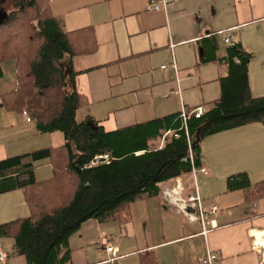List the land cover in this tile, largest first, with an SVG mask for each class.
Returning a JSON list of instances; mask_svg holds the SVG:
<instances>
[{"label": "crops", "instance_id": "1", "mask_svg": "<svg viewBox=\"0 0 264 264\" xmlns=\"http://www.w3.org/2000/svg\"><path fill=\"white\" fill-rule=\"evenodd\" d=\"M162 1L167 8L147 10ZM49 8L64 33L84 32L95 45L92 54L68 61L74 90L87 101L77 123L91 118L112 132L182 112L206 113L221 100L231 64L239 65L230 57L235 47L246 58L250 98L264 99V0H56ZM57 133H39L25 112L6 109L0 99V162L62 145ZM150 145L160 148L163 139ZM198 159L206 174L159 185L157 196L129 205L128 221L83 222L61 248L68 253L64 264H111L102 240L114 248L113 264H201L209 253L217 264H264V125L205 137ZM32 172L35 181L52 175L47 159ZM238 178L246 186L231 189ZM196 190L202 218L179 201ZM28 217L25 191L0 188L6 264H28L15 253L13 238L2 234L3 226Z\"/></svg>", "mask_w": 264, "mask_h": 264}, {"label": "trees", "instance_id": "2", "mask_svg": "<svg viewBox=\"0 0 264 264\" xmlns=\"http://www.w3.org/2000/svg\"><path fill=\"white\" fill-rule=\"evenodd\" d=\"M8 2L0 23V81L10 63L15 87L0 95L6 109L25 112L39 133L60 132L58 147L38 150L0 162V188L25 191L29 217L2 227L13 238L15 253L28 264H64L61 248L67 238L90 218L100 221L129 219V205L157 196L159 185L172 182L201 167L199 145L207 136L250 123L264 125V99L252 100L246 81V58L231 48L230 77L222 98L200 117L191 115L183 127L180 115L152 119L136 127L107 132L91 118L77 123V110L87 101L74 90L68 61L95 50L84 32L64 33L52 18L49 5L56 0ZM163 139L160 148H151ZM192 162L189 159V148ZM108 154V163L91 165ZM47 159L52 175L33 177L34 163ZM230 188H244L243 178ZM6 230V233H5Z\"/></svg>", "mask_w": 264, "mask_h": 264}, {"label": "built area", "instance_id": "3", "mask_svg": "<svg viewBox=\"0 0 264 264\" xmlns=\"http://www.w3.org/2000/svg\"><path fill=\"white\" fill-rule=\"evenodd\" d=\"M167 6H168V2L167 1H162L159 5L158 4L149 5L147 7V10L150 11V12H159V11H161V9L167 8ZM228 41H229L228 38L224 39L225 44H227ZM202 114H203V109L194 110L190 114L182 112L181 115H180V118H181V120L183 122V127L186 128V121L191 115H194V117L198 118ZM188 148H189V151H188L189 152V159L192 162V153H191L190 147H188ZM109 161H110L109 155L108 154H104L102 156L94 157L91 165L94 166V165H96V164H98L100 162L108 163ZM198 173L206 174V170L203 169V168H199V169L193 168L192 169L193 176H195ZM179 201H180L181 204H184V205L185 204H189L192 209L198 210L199 216L202 218L201 199H200V197L198 195L197 190L195 191V194L193 196L187 197L186 200H179ZM213 211L215 212V208H213ZM100 245L104 247L106 253L110 256L108 262L113 264L115 262L116 257H115V251H114V248H113L112 244L107 242L106 240H102L100 242ZM0 264H6V262L2 259L1 256H0ZM201 264H217L216 255L209 253L207 255V257L201 262Z\"/></svg>", "mask_w": 264, "mask_h": 264}, {"label": "rangeland", "instance_id": "4", "mask_svg": "<svg viewBox=\"0 0 264 264\" xmlns=\"http://www.w3.org/2000/svg\"><path fill=\"white\" fill-rule=\"evenodd\" d=\"M3 68H4L3 69L4 75L2 80L0 81V89H3L4 91L12 90V88L15 87V85H14V80L12 78V69L10 63H6ZM11 80L12 83L10 85ZM57 135H61V134L57 133Z\"/></svg>", "mask_w": 264, "mask_h": 264}, {"label": "flooded vegetation", "instance_id": "5", "mask_svg": "<svg viewBox=\"0 0 264 264\" xmlns=\"http://www.w3.org/2000/svg\"><path fill=\"white\" fill-rule=\"evenodd\" d=\"M21 5V0H14V4L12 6L14 7H19ZM9 3L2 2L1 7H0V15H5L7 10H8Z\"/></svg>", "mask_w": 264, "mask_h": 264}, {"label": "water", "instance_id": "6", "mask_svg": "<svg viewBox=\"0 0 264 264\" xmlns=\"http://www.w3.org/2000/svg\"><path fill=\"white\" fill-rule=\"evenodd\" d=\"M6 19L5 15H0V23Z\"/></svg>", "mask_w": 264, "mask_h": 264}]
</instances>
